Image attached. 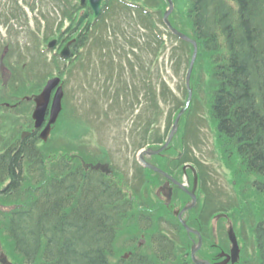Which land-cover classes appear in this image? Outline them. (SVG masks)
Masks as SVG:
<instances>
[{
	"label": "trees",
	"instance_id": "trees-1",
	"mask_svg": "<svg viewBox=\"0 0 264 264\" xmlns=\"http://www.w3.org/2000/svg\"><path fill=\"white\" fill-rule=\"evenodd\" d=\"M174 1L171 22L199 44L192 82L196 91L194 89L188 113L193 111L198 92L207 90L210 93L209 116L222 159L226 165L234 167L239 156L240 177L252 181L255 178L254 212L264 220V197L260 195L264 189V0ZM165 7L164 0H149L145 7L149 13H142L139 19H126L127 13L121 21L112 19L110 22L106 17L101 18L95 24L93 43L112 57L110 40L122 41L114 46L120 49L116 50L120 59L133 54L143 61L142 70H149L152 58L159 59L168 46L163 39L166 32L173 54L171 61L180 68L189 61L191 45L163 30L162 17L155 15L157 12L163 14ZM117 8L124 13L121 5ZM17 11V8L11 10V22L14 19L21 22ZM22 21L28 22L27 19ZM132 27L143 29V32L129 37ZM109 28L121 29L111 35ZM71 31L72 25L68 28V32ZM52 35L41 38L33 33L35 50L42 44L38 38L47 43ZM82 47L81 44L76 46L74 53ZM70 62L74 61L71 59ZM110 62L113 63V58ZM121 68L124 67L121 65ZM53 70L62 78L66 73L71 76L72 64L65 66L58 59L50 72ZM200 70L207 76L204 80L206 87L200 85ZM37 81L39 83L34 84L15 80L19 87L14 92L11 83L0 84V207L16 206L10 211L0 209L3 248L14 264H36L46 258L47 264H107L108 250H115L117 234L110 235V238L106 234L109 229L122 232L119 226L124 220L123 205L128 201L122 200V196L115 197L114 193L111 196L106 192H93L87 179L79 178L77 173L68 176L74 169H67L63 161H51L52 166L47 171L46 158L53 160L59 155H67L72 144L56 147L48 145L49 142L41 143L37 131L20 140L21 132L32 125L33 102L23 101V97L41 91L39 85L45 80L38 78ZM159 86V94H166L167 98L160 99L157 93L147 100L151 104L146 107L153 106L156 120L161 121L166 107L170 108L166 114L171 117L183 102L179 103L174 95L171 99V90L163 79H160ZM151 91L157 92V89L152 86ZM3 103L16 106L6 107ZM73 134H63L57 125L50 141L54 138L70 142ZM159 141L162 142L163 138L160 137ZM64 148L68 149L61 152ZM234 180L238 185L237 174ZM109 210L112 215L110 228L107 226L111 220ZM255 234L259 263L264 264V222L263 226L256 227ZM173 250L171 253L175 254ZM180 259V264L192 263L190 259Z\"/></svg>",
	"mask_w": 264,
	"mask_h": 264
},
{
	"label": "rangeland",
	"instance_id": "rangeland-1",
	"mask_svg": "<svg viewBox=\"0 0 264 264\" xmlns=\"http://www.w3.org/2000/svg\"><path fill=\"white\" fill-rule=\"evenodd\" d=\"M38 3L35 5L36 10L40 11L42 9L43 13L46 14V16L54 19L55 17L62 15L60 10L57 8L58 12H53L51 5H56L55 3H52L48 0H37ZM41 1L42 3H39ZM7 2L10 5L3 3L0 4V12L3 11L5 13L11 14V7L13 10L16 9L15 3L16 1L13 0H0V3ZM22 3V2H21ZM62 9V8H60ZM5 10H8L7 12ZM33 11L31 8L28 9V17H30V27L34 28L36 27V21L33 19ZM53 13V14H52ZM123 13L117 14L118 20H124ZM19 16V15H18ZM53 16V17H52ZM26 17V15H25ZM112 18H110V22L112 21ZM127 19V18H126ZM39 22V21H37ZM15 23V24H13ZM57 23L59 21L57 20ZM13 25V30L11 33H13V37L10 40L4 39L3 35L7 33L8 28L10 26V22L7 24L6 20H1L0 16V84L11 83V90L12 92L15 91L19 86L15 84V80H20L21 82H31L34 83L38 82L39 80L43 81V84L40 83L39 86H44L47 82V80L50 78L51 75L48 76V72H46L47 68L45 65V62H43L41 59H47V57H50L51 60L53 57L50 55H53L52 52H46V53H38L35 48L33 47L32 43V34L29 32V27L23 26V23L16 24L15 21L11 22V27ZM46 23L43 25V30L46 29ZM117 29L121 28H109V33L114 34V32L119 33ZM54 31H58V27L56 26ZM133 32V27L130 30ZM54 32L55 35L57 33ZM48 33H51V30L48 31ZM107 33V31H106ZM110 35V36H111ZM38 41L42 44H40V47H45V43L43 42V39L38 38ZM113 41L115 39L113 38ZM113 41L110 40L111 43V51L113 53L112 57L110 56H101V52L104 54H107L106 50L102 51L100 48L91 46L90 55L88 58H83L82 65H78L72 70L71 73V81L70 84L66 85L64 84V89L69 95L72 97L71 104L76 107L77 112L74 116L77 118L84 127H87L90 132L89 134L84 138L88 141H91L93 148H99L98 146V139L103 140L105 143V147L109 154H111V163L113 166L117 167V171H120L119 169H122V171H130V174L132 171H135L136 165H138L136 161V154L139 152V148L135 149V143L136 140L133 139L131 141V144L129 147L127 145H119L120 140L116 138V136L119 134L120 130H123L124 134L127 135V140H130L129 137L130 129L125 128L124 126H121L120 128H115L112 131L111 138L105 139V135L100 132L98 129V133L95 130H92L91 127H88L84 121L80 120V116L84 114L85 110H89L92 106H97L100 108L99 111V117L101 119H104L105 114L104 112L108 109V118H118L116 114H122L125 111V108L127 106L128 102H131L133 106L139 105H145L142 98L144 94V86H143V80L144 74L142 70L143 63H140V61L136 58L135 55L132 54L131 56V65L129 64V61L124 58L123 60L120 59L118 56V52L114 46L117 45L116 41L113 44ZM8 43L9 50L4 53V50L6 49L4 47V44ZM40 51V50H39ZM169 53H166L163 58H161L162 66L160 68L161 72L163 73V77H166L169 83V87L173 89L175 93H179V99L184 100L186 98V93L184 94V84H185V77H186V66L181 68L180 74L176 73V67H174V64L171 62V60L168 57ZM43 57V58H41ZM49 58V60H50ZM113 58V63L110 62ZM50 60V61H51ZM121 65L123 67H126L123 78L126 80V82H121L118 79V73L119 69L121 68ZM136 65V71L138 78L133 81L131 77V71L133 70L132 66ZM113 67V68H111ZM111 68V69H110ZM83 74V75H82ZM202 74V73H201ZM80 75H82L80 77ZM157 75V74H156ZM154 75L153 79L155 82H157L158 78ZM108 78V81L106 82V79ZM39 83V82H38ZM79 84V86L76 88V84ZM127 85V86H126ZM202 85H206L205 81L202 82ZM85 87L89 92H78L77 90L81 87ZM31 87V86H30ZM110 87V89H109ZM113 87H118L117 89L111 90ZM158 90H160V87L157 85ZM109 89V90H108ZM136 91L139 95V103L136 97H133L131 95V92ZM178 91V92H177ZM105 93L104 96H102V93ZM119 94L117 95V93ZM125 93H127L125 95ZM31 94H37V93H31ZM90 94H96V95H90ZM27 95L24 93V96ZM117 96V97H116ZM126 96V99H123L122 97ZM93 97V98H91ZM115 97V99H114ZM158 98H167L166 94L161 95L158 94ZM90 98V100H89ZM194 101V107L193 111L190 115H184L180 121V128L179 131L174 138L173 146L176 147L178 145L179 148L183 149L185 146V143H190L194 146L193 149H195L196 155L198 154L197 149H201L204 155V159L207 157L210 158L209 162L211 164L209 165L213 171V173L218 177L219 180L223 182L225 185V188L231 189V186L229 185L227 181V174L224 172V169H221L219 161L216 160V158L210 157V152L214 150L213 144L216 143V138L214 137V128H213V122L210 119L209 116V109H208V100L210 98V93H208L207 90H202L200 94L195 97ZM169 100H171L169 98ZM93 102V103H91ZM162 102V101H160ZM163 103V102H162ZM134 108V114L132 116H136ZM138 111L137 113H139ZM178 115V112L173 113L171 115L172 119L169 123L164 124L162 128V132L165 133L164 138H166L171 130L172 124ZM131 116V117H132ZM91 118V117H89ZM92 120V119H91ZM89 120V121H91ZM131 125V123H129ZM126 125V123H125ZM135 125V123L133 124ZM167 127V129H166ZM199 131L202 136H207L205 138V143L203 144L200 140L196 138V132ZM69 133V132H68ZM123 135V134H122ZM141 150V149H140ZM171 149L170 151H172ZM217 154H220L219 152ZM221 161V160H220ZM139 168V165L137 166ZM136 168V169H137ZM133 175V174H132ZM132 175H128V177H132ZM217 195L219 193L215 192ZM226 195L222 199L225 201L227 199V195H232L229 191L225 193ZM217 195L214 197V203L217 201ZM217 207L215 204L213 207H209V211H217ZM220 224L224 225V220L219 221ZM248 242L247 248L249 252L252 249V243L251 239H246ZM214 242H218L219 244L222 243V239H214ZM222 247V246H221ZM179 256V252H178ZM178 258V257H177ZM176 258L174 261L175 264H178L179 260ZM171 264V263H170ZM190 264H196V263H190Z\"/></svg>",
	"mask_w": 264,
	"mask_h": 264
},
{
	"label": "flooded vegetation",
	"instance_id": "flooded-vegetation-1",
	"mask_svg": "<svg viewBox=\"0 0 264 264\" xmlns=\"http://www.w3.org/2000/svg\"><path fill=\"white\" fill-rule=\"evenodd\" d=\"M183 151H184V155L190 156L185 146L183 148ZM178 152L182 154L181 151H178ZM172 157L174 158V156ZM173 158L164 159V158L158 157L156 159H152L151 157L149 160L150 162L156 164L158 167L163 169L165 172L167 170V173L172 174V176L174 177L176 181L182 182L187 187V189H189L191 187L192 182L193 184L195 182V173L193 172V169H192L193 163L190 164L191 162H185L183 163V165H181L179 162L174 161ZM189 161H193V160H189ZM204 166L206 165L204 164L200 166V170L202 172H203ZM196 168L199 169V166ZM193 175H194V178H193ZM163 178H164L163 182L158 187V195H159L160 201L162 202L161 204L162 206L163 204L166 205V207L170 206L166 204V199L164 198V195L162 192V186L168 182L170 186L171 185L173 186V187L171 186L173 188V193H172L173 202H171L173 207L171 209L169 208L165 209L161 205H159V210H157L156 207L154 206L146 205V209L149 210V213H142L141 223L139 224L138 227L143 228L145 225H150V223H157L159 221V218L163 217V220H165L166 222V227L162 230L161 233H158L155 237H152L151 235L150 237L149 236L147 237L149 239H180V232H181L180 231L181 226H179L180 224L177 221L175 222L174 219L173 220L168 219V217L170 218V216L172 215L173 217L177 216V218L179 219L178 211L182 209V203L185 200V194L188 195V192L186 189H183L182 187L177 185L175 181L172 182L168 180L166 177H163ZM199 183H200V177H199ZM199 195H200V201H198V204L200 205L201 210L199 211V213H197L194 216V220L192 221H195L196 227L201 229L202 232H206V231L211 232L213 231V228L216 226H214L213 224L214 220L213 221L208 220L207 212L209 213V210H208V203L206 199L204 200L200 193ZM210 204L211 203L209 202V205ZM189 218L191 217L189 216ZM141 236L142 238L146 237L144 233L141 234ZM186 239H198V237L195 235H192V236L188 235Z\"/></svg>",
	"mask_w": 264,
	"mask_h": 264
},
{
	"label": "water",
	"instance_id": "water-1",
	"mask_svg": "<svg viewBox=\"0 0 264 264\" xmlns=\"http://www.w3.org/2000/svg\"><path fill=\"white\" fill-rule=\"evenodd\" d=\"M103 0H90V3H91V7L93 8V10L95 11V15L98 16L101 12V3H102ZM170 1V10L167 11L165 13V21L167 23V25L177 34L179 35L181 38L193 43L194 45V55H193V59H192V62H191V65H190V68H189V72H188V78H187V81L189 82V79H190V74H191V71H192V68H193V64H194V60H195V57H196V53H197V47H196V42L192 39H190L189 37L185 36L184 34L174 30L169 21H168V15L170 14L171 10L173 9V3L171 0ZM55 44V41L51 42L49 44L50 47H53ZM62 54L64 55H67L68 54V47L64 48ZM59 78H54V79H51L49 82H48V85L46 86L44 92L42 93V95L37 99V107L34 111V114H33V118L36 120V126L39 127L41 126V124L44 122V118H45V112H46V108H47V105H48V102H49V99H50V94L52 92V90L56 87L57 84H59ZM191 95H192V92L190 90V94H189V98H188V102L191 100ZM62 97V89L61 87L58 89V92L57 94L55 95V100H54V104H53V107H52V110H51V117H50V122L49 124L47 125V127L45 128V130L43 131V137H47V134L49 133L50 131V126L52 123H54L58 117V114L61 110V104H60V99ZM185 111V109H182V111L180 112V114L177 116L176 118V121H175V124H174V127H173V130L170 134V137H169V140L166 142V144L161 147L160 149L158 150H147L145 151V153L147 154H158L160 153L164 148H166L168 146V144L170 143L175 131L177 130V126H178V123H179V120L181 118V115L183 114V112ZM152 167L153 169L155 170H158V171H161L159 170L158 168L154 167V166H150ZM165 195L168 197V199L171 198V192L169 193H165ZM193 199H194V203L189 205V206H186L183 210H182V213L191 208L192 206L195 205V202H196V198H195V195L193 194ZM230 238L231 240L233 241L234 243V247H233V261H237V258L239 256V248H238V245H237V241H236V237L234 235V233L231 231L230 232ZM199 245H201V241L199 243ZM195 255V248L193 249V257ZM194 261L197 263V264H205V262H201V261H197L194 257ZM0 262L2 264H12L6 255L2 254L0 255Z\"/></svg>",
	"mask_w": 264,
	"mask_h": 264
},
{
	"label": "bare ground",
	"instance_id": "bare-ground-1",
	"mask_svg": "<svg viewBox=\"0 0 264 264\" xmlns=\"http://www.w3.org/2000/svg\"><path fill=\"white\" fill-rule=\"evenodd\" d=\"M192 221V220H191ZM189 222L191 226H195V221ZM180 226V225H179ZM180 239H178V247L179 251L188 254L190 252L188 248L189 241H192V239H186V234L183 232V230L180 228Z\"/></svg>",
	"mask_w": 264,
	"mask_h": 264
}]
</instances>
